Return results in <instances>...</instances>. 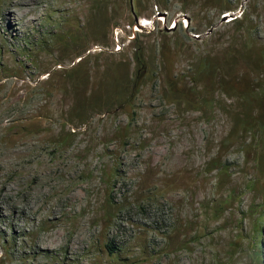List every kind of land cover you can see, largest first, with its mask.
I'll list each match as a JSON object with an SVG mask.
<instances>
[{
	"label": "rangeland",
	"instance_id": "374dc122",
	"mask_svg": "<svg viewBox=\"0 0 264 264\" xmlns=\"http://www.w3.org/2000/svg\"><path fill=\"white\" fill-rule=\"evenodd\" d=\"M0 264H264V0H0Z\"/></svg>",
	"mask_w": 264,
	"mask_h": 264
},
{
	"label": "bare ground",
	"instance_id": "6f19581e",
	"mask_svg": "<svg viewBox=\"0 0 264 264\" xmlns=\"http://www.w3.org/2000/svg\"><path fill=\"white\" fill-rule=\"evenodd\" d=\"M15 17H16V13L14 11H12V14L10 16V24L12 25V27L16 24V21L13 19ZM13 29H15V28L13 27Z\"/></svg>",
	"mask_w": 264,
	"mask_h": 264
},
{
	"label": "trees",
	"instance_id": "16d2710c",
	"mask_svg": "<svg viewBox=\"0 0 264 264\" xmlns=\"http://www.w3.org/2000/svg\"><path fill=\"white\" fill-rule=\"evenodd\" d=\"M81 61H83V59H81ZM81 61H80V62H81ZM79 64H81V63H79ZM76 68H77V67H75V68L73 67V68H71L70 71L76 70ZM108 248H109L110 252H114V248H113L110 244L108 245Z\"/></svg>",
	"mask_w": 264,
	"mask_h": 264
}]
</instances>
